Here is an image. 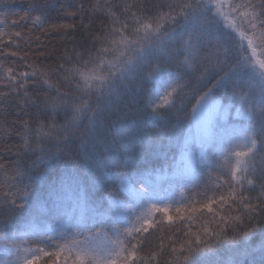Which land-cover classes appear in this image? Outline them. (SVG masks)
Segmentation results:
<instances>
[{
  "label": "snow or ice",
  "instance_id": "1",
  "mask_svg": "<svg viewBox=\"0 0 264 264\" xmlns=\"http://www.w3.org/2000/svg\"><path fill=\"white\" fill-rule=\"evenodd\" d=\"M105 4L91 5L109 21L91 43L44 67L28 63L50 58L29 33L75 25L49 24L44 0L10 24L0 13L7 264H138L147 236L177 224L152 264L165 251V264H264V0ZM189 185L201 199L174 207L169 192Z\"/></svg>",
  "mask_w": 264,
  "mask_h": 264
},
{
  "label": "trees",
  "instance_id": "2",
  "mask_svg": "<svg viewBox=\"0 0 264 264\" xmlns=\"http://www.w3.org/2000/svg\"><path fill=\"white\" fill-rule=\"evenodd\" d=\"M4 2L9 5V7L5 8L2 5H0V13H7V22L10 24L12 20L18 19L19 16L23 15L27 9H28V3L29 0H4ZM46 4H48V23H56V24H68V25H75V28H69L66 31H60L57 34H49L45 35L40 33L39 31L33 30L29 35L33 38V43L31 44L32 49L36 50L37 54L39 52H45L47 56L50 58L47 59H37L36 55H30L28 59V63L35 62L36 64L40 65L41 67L44 66H55L57 63H63L62 60H59L58 58L66 51L71 49H76L77 51H80L81 48L77 47L78 45H81L85 43V40L90 44L91 43V37L89 35V31L92 33H96L99 29L101 23H108L109 21L105 19L103 15L97 16L95 14H92L91 5L96 4L98 0H44ZM69 2L75 3L76 5L83 4L85 6V12L82 14H78L75 18L66 16L67 5ZM137 0H108V3L105 4V0H99L100 4H105V11H107V8L110 7L112 4H132L136 3ZM147 3H161V2H167V0H146ZM65 5V8H61L60 5ZM75 10V9H71ZM113 11H116L115 8L112 9ZM135 11V9H133ZM117 16L120 17V19H123L124 17L120 15V12H117ZM2 18V17H0ZM91 25V29H89V26ZM30 22L28 27H30ZM118 26V25H117ZM16 31H27V28L24 27V22L21 21V27H18L15 29ZM36 37H39V40L36 41ZM40 45L38 48L37 46ZM21 47L23 48V42L21 43ZM26 50V49H25ZM6 65L8 66H16V70L19 72L23 71H30V69L26 68L24 66V63L16 58H10L9 60L5 61ZM2 74V73H0ZM0 91H8L7 88L0 87ZM62 91H68L67 88L62 89ZM29 92L33 93L35 96V93L32 88H29ZM43 95V93H40ZM31 111V110H30ZM16 116H9L8 119H16ZM28 117H25L27 119ZM65 119V116L63 113L60 114L57 123H62ZM10 144L17 143L16 140H11L9 142ZM31 159H34L32 157ZM260 161L257 160V166H259ZM202 183V182H201ZM165 183L162 182V186H164ZM202 191V188H196L192 185L187 186L186 188H180L177 187L174 190L171 191V196L173 199L177 202L175 206H180V202H186L190 200H196L201 199L200 196L195 195L196 192ZM252 195H256V193H252ZM171 214H174V209ZM6 216H0V221H3L7 219ZM199 223V221H197ZM167 224V222H165ZM180 225H176L175 227L167 228L164 227L163 231H155L152 232L150 236H147V239L144 241V245L139 252V256L142 258L138 261V264H152L151 261L148 260V257L152 252H158L159 251V244L162 238H164V243L167 245V237L172 235L173 233L177 232L180 228ZM57 244L63 243V241L55 240L54 241ZM32 246L36 247V242L34 239H29L27 241V244L25 246ZM44 246V245H41ZM46 250H51V248L46 247ZM2 249H0V260L2 257ZM4 254V253H3ZM219 255L223 256L224 253L222 251L218 252ZM226 258V257H225ZM54 259V258H53ZM169 259L167 251H165L162 255L157 257L158 264H165V262ZM40 264H48L47 260L42 258L40 261Z\"/></svg>",
  "mask_w": 264,
  "mask_h": 264
},
{
  "label": "rangeland",
  "instance_id": "3",
  "mask_svg": "<svg viewBox=\"0 0 264 264\" xmlns=\"http://www.w3.org/2000/svg\"><path fill=\"white\" fill-rule=\"evenodd\" d=\"M165 189L168 188V185L165 183V185L163 186ZM172 191V190H171ZM171 191L169 192V195L171 196ZM103 240V237H98L97 238V242H101ZM3 251V250H2ZM4 253V254H3ZM2 253V257H1V260H0V264H7V261L9 260V257L8 255L3 251Z\"/></svg>",
  "mask_w": 264,
  "mask_h": 264
}]
</instances>
